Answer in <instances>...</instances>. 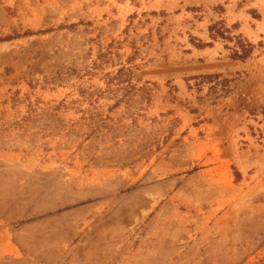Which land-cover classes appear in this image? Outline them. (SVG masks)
Instances as JSON below:
<instances>
[{
    "label": "rangeland",
    "instance_id": "1",
    "mask_svg": "<svg viewBox=\"0 0 264 264\" xmlns=\"http://www.w3.org/2000/svg\"><path fill=\"white\" fill-rule=\"evenodd\" d=\"M0 264H264V0H0Z\"/></svg>",
    "mask_w": 264,
    "mask_h": 264
},
{
    "label": "trees",
    "instance_id": "2",
    "mask_svg": "<svg viewBox=\"0 0 264 264\" xmlns=\"http://www.w3.org/2000/svg\"><path fill=\"white\" fill-rule=\"evenodd\" d=\"M218 33H220V32H218ZM238 47H240V50L235 51V53L233 54V59H240V60L246 59L253 52V45L251 43L246 42V40L243 41L242 38H239ZM126 70L127 69H124V68L123 69H120L118 75L119 74H122V75L124 74V75H127L128 76V73H127ZM118 75H116V76H118ZM122 75H120V76H122ZM209 77H212V76H209ZM115 78L118 79L119 77H115Z\"/></svg>",
    "mask_w": 264,
    "mask_h": 264
}]
</instances>
